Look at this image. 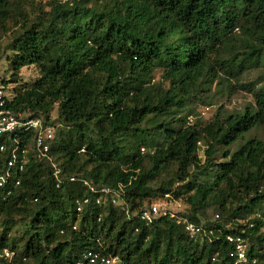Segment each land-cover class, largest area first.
I'll return each mask as SVG.
<instances>
[{"label":"trees","instance_id":"obj_1","mask_svg":"<svg viewBox=\"0 0 264 264\" xmlns=\"http://www.w3.org/2000/svg\"><path fill=\"white\" fill-rule=\"evenodd\" d=\"M1 37L6 110L41 119L53 138L37 159L34 132L16 137L26 163L0 187V252L14 264L84 263L90 249L126 264H234L225 236L236 234L246 264H264V138L246 136L264 131V74L237 82L264 70V0H0ZM27 67L37 77L19 82ZM213 84L251 102L190 123ZM69 177L118 190L129 215ZM165 200L205 233L131 216Z\"/></svg>","mask_w":264,"mask_h":264},{"label":"built area","instance_id":"obj_2","mask_svg":"<svg viewBox=\"0 0 264 264\" xmlns=\"http://www.w3.org/2000/svg\"><path fill=\"white\" fill-rule=\"evenodd\" d=\"M69 0H63V2H68ZM71 5V4H70ZM9 97L5 94V88L0 86V137L6 140H11V146L7 148L6 144H0V158L6 149L9 150V157L6 160V170L0 174V187L3 186L11 177L12 172L17 169L22 171L24 164L26 163V149L19 148L18 141L16 137L27 132L33 131L34 136L32 139V151L37 159L47 158L50 151V144L53 138V129L50 125L45 124L39 118H19L16 117L11 112L7 111L5 106ZM209 109L206 107L201 111L203 115ZM15 139H10L12 136ZM52 176L57 181V187L59 183L58 171L53 167ZM69 182H80L81 185L87 187L90 192H98L100 197L96 200V203L100 202L101 198L108 197L112 205L117 206L120 211L125 212L129 215L127 206L121 200V196L118 190L111 189L109 187L96 188L84 179H77L75 177L67 178ZM15 184H18L16 182ZM165 198L167 195L164 196ZM88 200L84 199L85 204ZM164 202H154L147 206V208L139 211L137 214L134 213L131 216H137L139 221L148 225L153 222L154 219L169 215L170 218L175 219L178 225H182L183 230L191 237L195 238L201 236L205 233L201 225H196L180 216L167 212L163 206ZM80 211V205L76 209ZM74 228V227H73ZM226 241L232 245V250L229 256L233 259L234 264H246V243L240 235H226ZM14 254L7 249H2L0 252V264H14L13 262ZM81 260H78L74 264H126L118 255H105L102 250L90 249L86 251ZM255 264V261L252 262Z\"/></svg>","mask_w":264,"mask_h":264},{"label":"rangeland","instance_id":"obj_3","mask_svg":"<svg viewBox=\"0 0 264 264\" xmlns=\"http://www.w3.org/2000/svg\"><path fill=\"white\" fill-rule=\"evenodd\" d=\"M19 1H20V4H22L23 0H19ZM41 3L42 4L47 3V0H41ZM5 41H7L6 37L0 38V44H4ZM7 55H9V53ZM5 69H6V59L3 56L2 58H0V78L3 76ZM262 74H264V70H262L261 68L252 69L248 71L247 73H245L242 77H240L237 80V82L247 83L249 81H255L256 78ZM37 75H38V72L36 68L34 67L23 68L20 71L19 82H23V81L31 82L37 77ZM159 80H160V72L156 71L154 73V81H159ZM229 83L233 85L235 82L233 80H230ZM4 88H5V94L8 97H10L12 94V86L8 85L7 87H4ZM208 97L209 98L205 99L204 102L196 103L193 106H191L193 107V112L191 115L188 116V119H189L188 121L190 123L198 119L201 122L209 121L210 119H212L213 114L216 112V109L219 106H223V109L226 112H234V111H238L242 109L244 106H246L247 104L251 102L250 95L246 93L245 91L237 89L236 87L235 89L226 91L225 85L223 87V85L220 86V85L213 84L210 87V93L208 94ZM206 107L209 110L202 115L201 111H203V109ZM54 117H55V111L51 113V118H54ZM51 128L53 129L52 126ZM246 136L247 137H257V138L263 139L264 131H262L261 129L254 130V131L249 132ZM202 149L203 147H200L198 151L199 157H202ZM162 202H164L163 206L167 212L174 213V214H183L185 211V206L182 204L181 201L165 200ZM209 215L211 216L212 213L209 212Z\"/></svg>","mask_w":264,"mask_h":264}]
</instances>
